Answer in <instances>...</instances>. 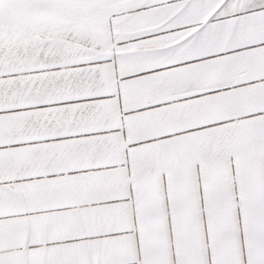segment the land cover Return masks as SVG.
Listing matches in <instances>:
<instances>
[{"label":"snow or ice","instance_id":"1","mask_svg":"<svg viewBox=\"0 0 264 264\" xmlns=\"http://www.w3.org/2000/svg\"><path fill=\"white\" fill-rule=\"evenodd\" d=\"M0 264H264V0H0Z\"/></svg>","mask_w":264,"mask_h":264}]
</instances>
